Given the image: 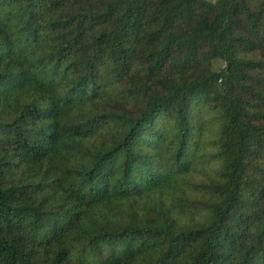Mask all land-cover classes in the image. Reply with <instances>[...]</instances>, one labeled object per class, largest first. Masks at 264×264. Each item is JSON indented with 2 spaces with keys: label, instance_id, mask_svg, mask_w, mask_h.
Wrapping results in <instances>:
<instances>
[{
  "label": "trees",
  "instance_id": "trees-1",
  "mask_svg": "<svg viewBox=\"0 0 264 264\" xmlns=\"http://www.w3.org/2000/svg\"><path fill=\"white\" fill-rule=\"evenodd\" d=\"M0 264H264V0H0Z\"/></svg>",
  "mask_w": 264,
  "mask_h": 264
},
{
  "label": "rangeland",
  "instance_id": "rangeland-1",
  "mask_svg": "<svg viewBox=\"0 0 264 264\" xmlns=\"http://www.w3.org/2000/svg\"><path fill=\"white\" fill-rule=\"evenodd\" d=\"M208 1H215V0H208ZM226 65V63L225 62H220V63H218V64H215V69L216 70H219V69H221V68H223L224 66ZM211 140L212 139V137L211 136H208L207 137V140ZM206 140V141H207ZM209 140V141H210ZM206 142L203 144V149H201V151L200 152H202V154H205V156H206V154H207V152H209V150H208V148L206 147ZM200 160H205L206 159V157H201V158H199ZM198 159V160H199ZM207 161H204V162H197L196 163V166L194 167V169L195 170H193V173H191V178H193L194 179V181H197V180H203V179H205V173L206 172H210V169H211V164L210 163H206Z\"/></svg>",
  "mask_w": 264,
  "mask_h": 264
}]
</instances>
